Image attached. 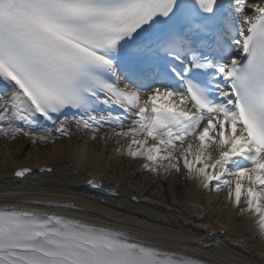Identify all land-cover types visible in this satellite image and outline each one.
<instances>
[{
    "label": "snow or ice",
    "instance_id": "obj_1",
    "mask_svg": "<svg viewBox=\"0 0 264 264\" xmlns=\"http://www.w3.org/2000/svg\"><path fill=\"white\" fill-rule=\"evenodd\" d=\"M106 125L144 168L180 172L182 161L204 188L234 191L236 206L243 195L240 211L264 237V0H0V136L55 143ZM0 264L205 262L147 236L3 207Z\"/></svg>",
    "mask_w": 264,
    "mask_h": 264
},
{
    "label": "bare ground",
    "instance_id": "obj_2",
    "mask_svg": "<svg viewBox=\"0 0 264 264\" xmlns=\"http://www.w3.org/2000/svg\"><path fill=\"white\" fill-rule=\"evenodd\" d=\"M72 132L71 139L55 143L37 139L34 144L23 134L14 140L0 136V208L73 217L147 236L166 251L205 264L235 262L236 254L240 264H264V237L258 235L254 217L240 211L246 207L243 195L236 206L234 191L230 200L227 187L215 190L216 181L204 188L182 161L180 172L155 175L143 167L148 163L144 157L127 154L130 138L113 135L110 127L95 134L74 127ZM40 134L38 130L36 136ZM23 168L30 171L17 177L15 172ZM242 184L247 188L248 181Z\"/></svg>",
    "mask_w": 264,
    "mask_h": 264
},
{
    "label": "rangeland",
    "instance_id": "obj_3",
    "mask_svg": "<svg viewBox=\"0 0 264 264\" xmlns=\"http://www.w3.org/2000/svg\"><path fill=\"white\" fill-rule=\"evenodd\" d=\"M155 175H158V174H155ZM150 176V178L153 180H158L159 179V176L157 177V178H152L153 176L152 175H149Z\"/></svg>",
    "mask_w": 264,
    "mask_h": 264
}]
</instances>
